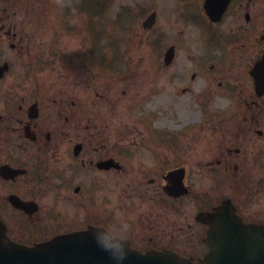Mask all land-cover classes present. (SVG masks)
Wrapping results in <instances>:
<instances>
[{"label":"flooded vegetation","instance_id":"af4514ba","mask_svg":"<svg viewBox=\"0 0 264 264\" xmlns=\"http://www.w3.org/2000/svg\"><path fill=\"white\" fill-rule=\"evenodd\" d=\"M74 1L0 0L4 235L35 245L101 229L140 253L199 264L213 225L264 227V126H205L204 112L177 132L115 126L120 76L91 44L74 47L87 15ZM137 21L154 91L191 95L203 110L219 96L263 110L264 0H120L122 32ZM146 86L130 87L140 96Z\"/></svg>","mask_w":264,"mask_h":264},{"label":"rangeland","instance_id":"374dc122","mask_svg":"<svg viewBox=\"0 0 264 264\" xmlns=\"http://www.w3.org/2000/svg\"><path fill=\"white\" fill-rule=\"evenodd\" d=\"M119 11L120 0H109L108 31L103 35L92 36V42L105 43L108 48L110 47L106 63H112L111 66H114L112 71H115L116 67L120 68L119 75L108 72V74L113 75L112 78L120 76V79L117 80L119 88L115 94V97H120V113L117 114L112 111L107 117L114 119L115 126H149L151 130L159 134L177 132V129L181 126H188L187 124L196 126L195 120L199 121L203 112L196 99H193L191 95L178 98L163 91L157 93L151 84H148V79L144 76L149 74L146 71L149 66L148 60L151 58L149 55L151 48L146 46L149 43V36L138 21L120 33V16L116 18ZM103 19L98 17L97 22L99 23L96 24L101 29L104 28L101 26ZM71 42L75 48L78 47L81 42L79 33L72 36ZM139 59L141 62L138 64ZM128 76L135 77L127 81ZM137 80L145 81L147 84L144 93L140 96L134 92L135 88L130 87ZM130 97L131 99H128ZM203 99L205 112L216 110L218 107L223 112L222 117L219 120L211 121L209 126H264V108L263 110L260 109L262 107L258 108L259 106L251 104L240 105L238 102L234 104L232 100L224 97L216 98L217 104L206 105L207 100ZM252 101L250 99L249 102ZM262 101L264 99L261 100V103H264ZM171 104L173 105L171 106ZM233 106L234 108L240 107V109H233L226 117L225 108H232ZM152 138L156 137L152 136ZM176 139L180 141L178 136Z\"/></svg>","mask_w":264,"mask_h":264},{"label":"water","instance_id":"95a60500","mask_svg":"<svg viewBox=\"0 0 264 264\" xmlns=\"http://www.w3.org/2000/svg\"><path fill=\"white\" fill-rule=\"evenodd\" d=\"M224 244V245H223ZM220 248L212 244L205 264H264V230L240 225ZM223 245V246H222ZM0 264H191L169 254L139 255L88 234L61 238L35 248L0 242Z\"/></svg>","mask_w":264,"mask_h":264},{"label":"clouds","instance_id":"9594fccd","mask_svg":"<svg viewBox=\"0 0 264 264\" xmlns=\"http://www.w3.org/2000/svg\"><path fill=\"white\" fill-rule=\"evenodd\" d=\"M123 227L126 228L127 225H124ZM112 234H113V235H118V234H119V231H115V232H113Z\"/></svg>","mask_w":264,"mask_h":264}]
</instances>
